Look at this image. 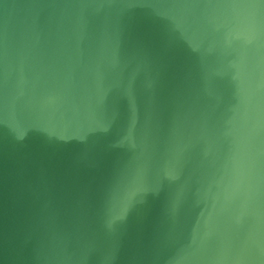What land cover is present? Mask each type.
Instances as JSON below:
<instances>
[{
  "label": "water",
  "instance_id": "1",
  "mask_svg": "<svg viewBox=\"0 0 264 264\" xmlns=\"http://www.w3.org/2000/svg\"><path fill=\"white\" fill-rule=\"evenodd\" d=\"M0 264H264V0H0Z\"/></svg>",
  "mask_w": 264,
  "mask_h": 264
}]
</instances>
